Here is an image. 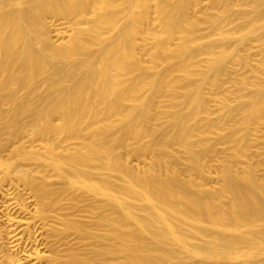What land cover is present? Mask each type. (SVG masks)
Returning <instances> with one entry per match:
<instances>
[{"label":"bare ground","instance_id":"1","mask_svg":"<svg viewBox=\"0 0 264 264\" xmlns=\"http://www.w3.org/2000/svg\"><path fill=\"white\" fill-rule=\"evenodd\" d=\"M0 264H264V0H0Z\"/></svg>","mask_w":264,"mask_h":264}]
</instances>
